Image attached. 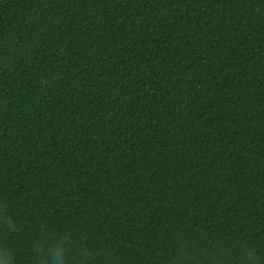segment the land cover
Here are the masks:
<instances>
[{"label":"trees","instance_id":"1","mask_svg":"<svg viewBox=\"0 0 264 264\" xmlns=\"http://www.w3.org/2000/svg\"><path fill=\"white\" fill-rule=\"evenodd\" d=\"M0 264H264V0H0Z\"/></svg>","mask_w":264,"mask_h":264}]
</instances>
